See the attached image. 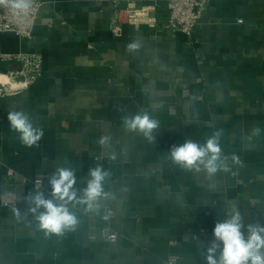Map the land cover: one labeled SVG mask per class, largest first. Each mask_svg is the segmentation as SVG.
Here are the masks:
<instances>
[{
  "label": "crops",
  "instance_id": "crops-1",
  "mask_svg": "<svg viewBox=\"0 0 264 264\" xmlns=\"http://www.w3.org/2000/svg\"><path fill=\"white\" fill-rule=\"evenodd\" d=\"M41 1L30 39L0 37L1 71L20 68L6 56L41 64L33 84L0 97V199H15L0 202V264H206L215 223L234 208L245 225L264 224V0H209L190 37L168 28V0ZM129 4L153 22L119 23L114 34L116 8ZM11 111L43 129L38 146L10 130ZM143 113L159 121L151 144L124 126ZM215 132L230 171L172 163L173 145ZM97 166L110 173L109 197L95 211L69 203L74 231L45 235L25 215L30 193L50 197L57 167L75 169L82 195Z\"/></svg>",
  "mask_w": 264,
  "mask_h": 264
},
{
  "label": "clouds",
  "instance_id": "clouds-1",
  "mask_svg": "<svg viewBox=\"0 0 264 264\" xmlns=\"http://www.w3.org/2000/svg\"><path fill=\"white\" fill-rule=\"evenodd\" d=\"M32 0H0V4L10 5L13 10L26 12ZM137 47L136 44L129 45ZM10 130L19 133L20 142L26 147L38 146L44 132L34 126L29 115L24 111H11L7 115ZM124 126L131 132L141 134L150 144L155 141V131L159 121L148 113L124 117ZM220 132L213 133L205 143L186 139L180 145H173L169 158L182 169L205 172L209 177L218 170L230 171L227 162L221 158L219 144ZM107 140L102 138L101 143ZM115 157H113L114 159ZM239 163L237 156H232ZM110 173L97 166L89 169L90 179L82 195H78L75 185L77 177L71 167H57L49 179L50 197L41 191L30 193L27 197V214H31L37 227L45 235H63L74 231L79 220L68 207L69 203L84 207V211H95L100 207L101 199L109 197L104 190V181ZM17 217L21 215L15 210ZM206 264H264V224L248 223L245 225L242 215L234 210L223 220H218L213 228V238L205 249Z\"/></svg>",
  "mask_w": 264,
  "mask_h": 264
},
{
  "label": "built area",
  "instance_id": "built-area-1",
  "mask_svg": "<svg viewBox=\"0 0 264 264\" xmlns=\"http://www.w3.org/2000/svg\"><path fill=\"white\" fill-rule=\"evenodd\" d=\"M209 0H168L166 2L168 28L181 32L190 37L199 25L202 14L207 7ZM42 7L41 0H32L31 7L26 12L13 10L10 5L0 4V37L4 33H12L17 37L30 39L33 29L39 17ZM116 15L113 19L112 32L118 34L119 23H129L133 25L149 24L153 22L150 17L149 8H136L129 4L125 9L116 8ZM125 15V20L121 19ZM115 24V26H114ZM5 60H16L20 63V68L15 72H0V97L21 91L33 84L41 75L40 59L37 56H6ZM8 177L13 176V171L7 172ZM35 189L42 187V178L38 177L33 181ZM1 205L7 207L15 204L13 197L2 196ZM117 236L109 234L107 240L115 242ZM168 264H176L177 258L170 256Z\"/></svg>",
  "mask_w": 264,
  "mask_h": 264
},
{
  "label": "trees",
  "instance_id": "trees-1",
  "mask_svg": "<svg viewBox=\"0 0 264 264\" xmlns=\"http://www.w3.org/2000/svg\"><path fill=\"white\" fill-rule=\"evenodd\" d=\"M1 68H2V67H0V72H3V71H1ZM4 69H5V68H2V70H4Z\"/></svg>",
  "mask_w": 264,
  "mask_h": 264
}]
</instances>
